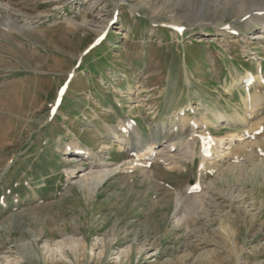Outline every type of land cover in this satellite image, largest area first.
I'll return each instance as SVG.
<instances>
[{
    "label": "rangeland",
    "instance_id": "rangeland-1",
    "mask_svg": "<svg viewBox=\"0 0 264 264\" xmlns=\"http://www.w3.org/2000/svg\"><path fill=\"white\" fill-rule=\"evenodd\" d=\"M2 1L29 26L0 37V52L10 55L0 59V264H264L262 175L243 181L237 200L222 195L226 180L210 190L215 197L205 210L188 213L183 200L178 217L186 219L178 221L173 193L189 196L187 187L199 179L198 155L175 156V168L153 161L147 179L121 169L93 188L79 182L82 173L68 172L76 161L66 154L79 142L112 164L130 159L131 150L111 135L121 119L136 124L144 144L158 134L171 143L182 133L157 126L191 100L200 110L242 111L247 92L234 81L260 68L264 74V38L247 47L252 26L236 10L241 0ZM256 3L264 7V0ZM231 23L238 31L215 34ZM99 24L107 37L85 52L102 35ZM179 26L185 28L177 33ZM130 91L139 97L131 100ZM259 117L264 106L254 121ZM194 143L198 152L201 140ZM208 175L205 181L215 176ZM221 219L237 230L236 248Z\"/></svg>",
    "mask_w": 264,
    "mask_h": 264
},
{
    "label": "bare ground",
    "instance_id": "bare-ground-1",
    "mask_svg": "<svg viewBox=\"0 0 264 264\" xmlns=\"http://www.w3.org/2000/svg\"><path fill=\"white\" fill-rule=\"evenodd\" d=\"M188 1L191 3L192 0ZM228 1L234 2L236 0ZM237 5V12L244 11L243 25L245 27L252 26V29H249V33L246 34L248 37L244 36L245 40H247V47L251 49L250 42L253 41L252 39L259 41L264 38V7H260L256 0H241ZM18 12L9 3L0 0V37L11 34L13 29L24 30L29 26L26 25V22L20 23V17L18 19L15 14ZM75 22L72 21L74 25H77L78 23ZM239 26L237 24L234 25V23L223 26L224 28L220 26L216 29L215 34L220 35L228 30L233 33L236 30L238 31ZM94 28L100 32L99 34H103V27L100 24ZM202 32L203 34L208 33L207 30ZM259 42L263 43L262 40ZM0 54V59L10 56L4 52H0ZM3 65L6 66L7 64L4 63ZM251 77L256 78V81L252 85H246V81ZM258 84L264 87V74L262 72L257 75L249 72L244 76L238 75V78L235 79L234 86L247 92V95L243 97V112L240 110H236L232 114L228 113V111L222 112L220 110L210 112L208 108L203 106L200 110L192 106V100L188 106L178 107L173 115L168 118V121L164 120L157 126L160 133L162 131L169 134L182 133V135L175 137V140L168 144L160 140V134L144 144L145 141H140L141 132H138L136 124L132 123L131 120L121 119L112 128L111 135L120 149H124L127 152L131 150L130 153H132L133 157L126 161L122 160L117 164H112L104 158L89 155L88 153L93 150L91 145L73 142L66 146L73 152L71 154L67 152L66 154L69 161L76 162H74L71 169L67 170L75 177L82 173L79 182L83 186L88 185L95 188L121 169L124 171L140 170L147 179L154 172L152 168L153 161H163L168 168H175L177 165L175 156L189 155L193 157L198 155L201 159L199 179L187 187L186 193L189 196H183L178 192L173 193L177 201L174 216L177 217L178 221L186 219L185 217H178L183 200L187 199L189 203V210H186L188 213L197 212L195 207L198 206L205 210L207 203L212 201L213 196L215 197L210 190H216V185L219 181L226 180L228 182V185L225 184L226 182L224 183L228 186L226 189L227 193L223 192V190L221 191L222 188L220 189L221 193L223 192L222 195L231 197L232 200H237L244 196L241 193L243 181L253 175H262L264 178V117H259L254 121V117L261 114V109L264 106V92H255L254 94L252 92V87ZM129 94L131 95V100L139 97L135 95L134 91H130ZM190 109L194 112L193 116L189 113ZM209 113H211V116ZM227 125L234 126L235 130H228V133L222 135L210 133V128L220 131ZM188 129L191 131L190 137L184 139ZM197 138L201 140V147L198 152L194 143ZM203 146L207 147V154H203ZM87 157L91 160L89 166L80 163L83 158ZM210 172L215 176L209 181H205ZM231 179L233 183H231ZM202 181L206 182V184L201 191ZM234 188H238L239 193L237 195L231 192ZM247 206H250V204L245 205V209L252 212ZM221 225L224 234L229 241L233 242V247L236 248L237 230L233 228L231 223L225 222L223 219H221Z\"/></svg>",
    "mask_w": 264,
    "mask_h": 264
}]
</instances>
